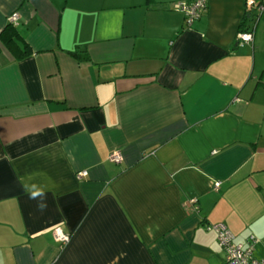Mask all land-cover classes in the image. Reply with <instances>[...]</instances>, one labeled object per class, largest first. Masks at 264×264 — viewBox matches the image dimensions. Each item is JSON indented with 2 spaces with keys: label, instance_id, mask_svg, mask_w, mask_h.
<instances>
[{
  "label": "crops",
  "instance_id": "0c3cea01",
  "mask_svg": "<svg viewBox=\"0 0 264 264\" xmlns=\"http://www.w3.org/2000/svg\"><path fill=\"white\" fill-rule=\"evenodd\" d=\"M173 1L0 0V264H226L220 223L264 257V11Z\"/></svg>",
  "mask_w": 264,
  "mask_h": 264
},
{
  "label": "built area",
  "instance_id": "2783aa9c",
  "mask_svg": "<svg viewBox=\"0 0 264 264\" xmlns=\"http://www.w3.org/2000/svg\"><path fill=\"white\" fill-rule=\"evenodd\" d=\"M207 2L208 0L173 1L170 7L174 11L183 13L186 25H191L194 20L198 19L204 13L207 8ZM255 3V10L251 11V14L253 12V19L258 20L261 12L264 11V0H259L258 2L252 0L250 6ZM17 18V12H13L7 17V20L9 23L15 24ZM253 31V28L239 31L236 35L237 42H252ZM110 159L118 163L121 160V155L118 151H113ZM77 174L78 176H85L86 171H80ZM218 185L219 182H215V187ZM207 228L215 232L217 242L224 251L226 264H264V257L256 258L253 255V246L257 242V238L253 235L247 238L246 245L244 246L242 243L235 242L233 233L221 223L208 225ZM54 237L63 244L68 241L69 234L57 228L54 231Z\"/></svg>",
  "mask_w": 264,
  "mask_h": 264
},
{
  "label": "trees",
  "instance_id": "16d2710c",
  "mask_svg": "<svg viewBox=\"0 0 264 264\" xmlns=\"http://www.w3.org/2000/svg\"><path fill=\"white\" fill-rule=\"evenodd\" d=\"M7 28L1 33L0 37L3 39L5 45L16 55L24 56L26 54L27 46L22 43V39L15 28H13L12 23H8ZM73 57H78L79 59H88L87 53L83 55L77 52L70 53Z\"/></svg>",
  "mask_w": 264,
  "mask_h": 264
},
{
  "label": "clouds",
  "instance_id": "9594fccd",
  "mask_svg": "<svg viewBox=\"0 0 264 264\" xmlns=\"http://www.w3.org/2000/svg\"><path fill=\"white\" fill-rule=\"evenodd\" d=\"M26 190L29 193V198L37 201V208L41 211L44 210L47 205L43 202L46 198L43 190L38 189L35 185H32L31 188H26Z\"/></svg>",
  "mask_w": 264,
  "mask_h": 264
},
{
  "label": "rangeland",
  "instance_id": "374dc122",
  "mask_svg": "<svg viewBox=\"0 0 264 264\" xmlns=\"http://www.w3.org/2000/svg\"><path fill=\"white\" fill-rule=\"evenodd\" d=\"M262 13V12H261ZM260 16H261V14H260ZM260 16H259V18H260ZM259 18H258V20H259ZM258 30H259V27H258Z\"/></svg>",
  "mask_w": 264,
  "mask_h": 264
}]
</instances>
